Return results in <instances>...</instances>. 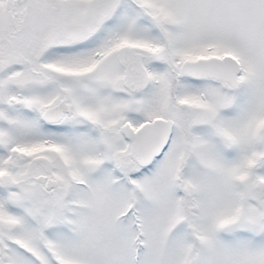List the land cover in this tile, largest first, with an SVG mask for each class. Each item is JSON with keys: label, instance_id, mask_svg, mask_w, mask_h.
<instances>
[{"label": "snow or ice", "instance_id": "obj_1", "mask_svg": "<svg viewBox=\"0 0 264 264\" xmlns=\"http://www.w3.org/2000/svg\"><path fill=\"white\" fill-rule=\"evenodd\" d=\"M0 264H264V0H0Z\"/></svg>", "mask_w": 264, "mask_h": 264}]
</instances>
